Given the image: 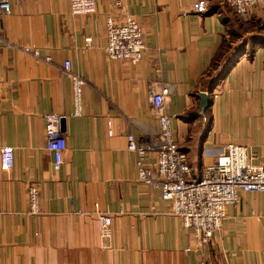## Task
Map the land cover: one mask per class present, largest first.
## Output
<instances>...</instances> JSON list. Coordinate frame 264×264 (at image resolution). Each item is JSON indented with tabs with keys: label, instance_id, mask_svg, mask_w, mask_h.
Masks as SVG:
<instances>
[{
	"label": "crops",
	"instance_id": "1",
	"mask_svg": "<svg viewBox=\"0 0 264 264\" xmlns=\"http://www.w3.org/2000/svg\"><path fill=\"white\" fill-rule=\"evenodd\" d=\"M5 1L0 149L13 147L14 165L0 169V264H264V191H242L201 248L167 212L159 191L137 180L135 154L126 148L128 133L156 136L149 95L167 87L163 110L191 179L229 143L245 146L250 161L264 167V39L255 33L264 29V7L240 18L219 0H206L202 14L192 9L196 0H95V11L85 14L71 13L69 0ZM107 15L139 23L145 44L139 61L106 57ZM218 53L230 61L208 86ZM67 60L85 79L80 115H72ZM202 92L208 104L200 111ZM48 112L65 117L58 170L45 149ZM154 157L149 153L148 161ZM30 183L40 189L38 215L28 212ZM97 212L112 216L107 241Z\"/></svg>",
	"mask_w": 264,
	"mask_h": 264
},
{
	"label": "built area",
	"instance_id": "2",
	"mask_svg": "<svg viewBox=\"0 0 264 264\" xmlns=\"http://www.w3.org/2000/svg\"><path fill=\"white\" fill-rule=\"evenodd\" d=\"M219 1L229 5L240 18L246 17L253 7H264V0ZM69 8L73 14L92 13L95 11V0H69ZM192 9L199 14L205 13L207 1H194ZM0 10L9 12L5 0L0 1ZM105 27L104 50L109 60L137 62L141 59L145 44L142 29L133 17L116 23L107 15ZM91 41L90 35L84 37L85 45H90ZM33 54L38 56L36 50ZM64 71L72 83V115H80L85 79L70 70L68 60L64 61ZM167 93L168 88L162 87L149 95L158 114L156 136L145 140L128 133L126 148L135 154L137 180L159 191L160 200L167 204V212L176 216L183 228L191 231L197 246L202 248L222 226L227 207L238 201L242 191H264V167L250 161L245 146L229 143L211 164L204 167L199 178L191 179L187 155L175 140L170 117L163 110ZM61 117L64 116L54 112L43 115L45 149L52 156L54 170L60 168L67 146L64 132L60 129ZM151 152H155L153 162L148 161ZM13 165V147L3 146L0 149V169L9 171ZM27 200L29 214H40V189L35 183L27 187ZM96 223L100 236L109 240L112 236V216L97 212Z\"/></svg>",
	"mask_w": 264,
	"mask_h": 264
},
{
	"label": "trees",
	"instance_id": "3",
	"mask_svg": "<svg viewBox=\"0 0 264 264\" xmlns=\"http://www.w3.org/2000/svg\"><path fill=\"white\" fill-rule=\"evenodd\" d=\"M238 46L236 48H238ZM239 50L237 52H240ZM222 59H223V57L219 56V53L217 55H215V57L213 58L210 66H211V68L214 69V73L208 72L206 74L207 77L205 79L207 81L208 86L222 78L223 73L225 72V70L229 64L230 56L228 58L225 57L224 58L225 61H221Z\"/></svg>",
	"mask_w": 264,
	"mask_h": 264
},
{
	"label": "water",
	"instance_id": "4",
	"mask_svg": "<svg viewBox=\"0 0 264 264\" xmlns=\"http://www.w3.org/2000/svg\"><path fill=\"white\" fill-rule=\"evenodd\" d=\"M200 98H201V103H200V111H203L205 109V107L208 104V97H207V93H200L199 94ZM60 129L62 131L65 130V117H61L60 118Z\"/></svg>",
	"mask_w": 264,
	"mask_h": 264
},
{
	"label": "rangeland",
	"instance_id": "5",
	"mask_svg": "<svg viewBox=\"0 0 264 264\" xmlns=\"http://www.w3.org/2000/svg\"><path fill=\"white\" fill-rule=\"evenodd\" d=\"M255 33L260 35L258 37H261L264 39V29L261 26L255 28Z\"/></svg>",
	"mask_w": 264,
	"mask_h": 264
}]
</instances>
